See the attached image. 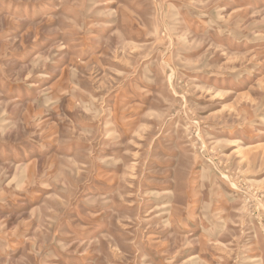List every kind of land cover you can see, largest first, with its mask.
I'll list each match as a JSON object with an SVG mask.
<instances>
[{
	"label": "rangeland",
	"instance_id": "rangeland-1",
	"mask_svg": "<svg viewBox=\"0 0 264 264\" xmlns=\"http://www.w3.org/2000/svg\"><path fill=\"white\" fill-rule=\"evenodd\" d=\"M0 264H264V0H0Z\"/></svg>",
	"mask_w": 264,
	"mask_h": 264
},
{
	"label": "bare ground",
	"instance_id": "bare-ground-1",
	"mask_svg": "<svg viewBox=\"0 0 264 264\" xmlns=\"http://www.w3.org/2000/svg\"><path fill=\"white\" fill-rule=\"evenodd\" d=\"M245 147V146H244ZM252 147V145H247L246 148Z\"/></svg>",
	"mask_w": 264,
	"mask_h": 264
}]
</instances>
